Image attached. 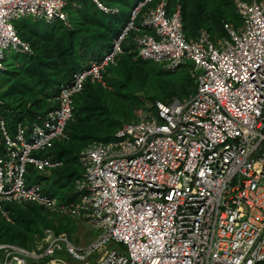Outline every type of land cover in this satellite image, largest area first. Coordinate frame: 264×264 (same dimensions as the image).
<instances>
[{
  "label": "built area",
  "instance_id": "obj_1",
  "mask_svg": "<svg viewBox=\"0 0 264 264\" xmlns=\"http://www.w3.org/2000/svg\"><path fill=\"white\" fill-rule=\"evenodd\" d=\"M74 1L0 0V74L7 51L31 50L14 20L32 16L68 24ZM89 1L105 14L120 13L101 0ZM234 3L242 28L226 23V36L214 41L207 31L187 38L182 3L169 13L170 0H141L111 49L61 87L52 110L14 128L8 116H0L2 218L14 224L10 206L36 205L98 233L80 245L45 228L33 249L1 243L0 264H64L49 262L64 252L76 264L264 262V0ZM131 46L136 57L165 73L182 71L192 61L188 74L196 93L184 101L158 100L124 123L113 141H94L83 149L75 203L59 200L41 183L28 186V165L38 173L63 166L41 153L69 140L75 99L88 83L110 90L105 73ZM111 243L120 248L92 262Z\"/></svg>",
  "mask_w": 264,
  "mask_h": 264
},
{
  "label": "rangeland",
  "instance_id": "obj_2",
  "mask_svg": "<svg viewBox=\"0 0 264 264\" xmlns=\"http://www.w3.org/2000/svg\"><path fill=\"white\" fill-rule=\"evenodd\" d=\"M104 3H108L107 0H101ZM251 0H249L250 2ZM110 3H113L114 6H122V3L119 4L115 2V0H109ZM124 7H129L133 4V0H128L125 2ZM185 6L187 8V13L189 15L188 28L189 36H196L202 31L210 32L213 36L214 41H218L224 35L222 25L220 23H228L231 24L235 29L242 28V23L235 21L232 17H224L219 20V14L221 11L219 10V5H217L216 0H208L207 1V15L210 19V25L206 27H201L199 30H195L193 28H197L196 21L193 18V3L191 0H184ZM128 5V6H127ZM175 9V0H170V8L169 13H172ZM219 10V11H217ZM223 11V9L221 8ZM237 12V11H236ZM90 14L93 13L90 9ZM78 17L75 20L74 25L78 21ZM142 19V18H140ZM14 25L19 29V33L22 35H27L31 42H40L43 36L47 33H50V29L47 27V24L43 21H37L34 17H28L25 19V23L21 20H14ZM73 25V27H74ZM88 23L82 20L81 26L79 29L87 28ZM34 33V35H33ZM91 34H93L91 32ZM33 35V36H32ZM133 40V36L130 38ZM31 50L28 53L24 54H16L14 51L6 52V59L4 61L6 67L8 68L7 74L9 72L20 73L23 69L27 68V62H25L26 57L37 56L38 52L33 49L32 43ZM99 47L104 46V40L100 42H96ZM131 43V42H130ZM74 51L78 56H75L80 62L83 60L85 63V57L80 55L82 49L79 45L75 44ZM40 52V51H39ZM135 53V52H128ZM140 59L136 56H133L132 60L129 63H126L125 59L119 63V65L114 68L112 71V67H109V71L111 73V80L114 83L112 90L108 94L104 93H95L93 95H88L84 98V104L90 107H96L97 109L94 112L85 111L80 115L79 121L77 124L80 126L83 133H88L91 135H96L97 137L107 136L112 134L121 124L126 122H132L141 117L145 112L149 111L151 105L154 104V101L161 100L166 103H171L174 100H189L196 93V86L189 79V70L194 67L192 61L189 62L188 67L183 69L179 73L175 74H167L160 70L159 67L152 64H139ZM68 59L63 57L59 60V64L62 70H64V66L67 64ZM6 75V74H5ZM2 75L0 78V101L2 100L3 95H5V99L9 101V103L14 102V100L18 97L20 98V94H16L14 96L13 90L15 89L14 85L18 84L23 74L15 75L16 77ZM27 79V78H26ZM52 79V78H51ZM32 84V83H30ZM177 86V88H176ZM30 85H28V89L26 91V95H24L23 100H17L16 103L20 105L21 103L28 102V104H32L34 102L37 103V106H43L45 110H47L50 106L54 104V95L51 89L48 90H40L38 86L34 88L31 92L29 89ZM100 87V86H98ZM175 87V89H173ZM32 89V88H31ZM172 89L175 90V95H172ZM172 95V96H171ZM155 99V100H153ZM13 104V103H12ZM56 104V103H55ZM90 114H93L92 120L90 119ZM89 118L86 121V118ZM9 127H14V120L8 116L6 117ZM11 135H13L12 130L9 131ZM61 141H56V146L59 145ZM76 145L82 147L87 143H90L88 139H78L75 141ZM74 143V145H75ZM0 146H2V139L0 136ZM87 147V146H86ZM85 147V148H86ZM82 148L81 150L85 149ZM42 156L52 157L53 150H49L45 153H41ZM61 169L51 170L47 173H38L36 169L28 165L27 166V177L26 184L32 185L35 183H41L44 186V190L49 193H57L58 190H61V183L58 182L59 179V171ZM82 174V169L80 176ZM79 176V178H80ZM70 189L74 192L73 185H69L68 190L63 189L62 191L67 193L68 197L72 195ZM63 194V193H62ZM11 207V206H10ZM9 210L12 209V207ZM27 208V207H26ZM16 216L12 215V219L14 220V224H10L8 222L3 223L0 226V243L8 242L11 239L8 237V233L10 228H15L22 237H19L17 234V241L20 246H24L28 249L34 248L35 239L38 235L42 234L40 230L41 225H43L42 220L48 227H55L56 225L60 226L58 228V234L63 237L69 239V241L74 244L86 245L90 243L97 237V231L94 230L91 226L86 223H81L77 221L75 218H62L58 215L49 216L48 212L44 209L39 210V208L32 209L34 212L30 210H25L23 206H19L15 208ZM24 209V210H23ZM21 210V211H20ZM33 216H32V215ZM33 223L30 220H33ZM46 219V220H44ZM24 225L22 221H25ZM30 221L32 225L27 223ZM21 225L19 227L18 224ZM6 226V227H5ZM17 227V228H16ZM38 232V233H37ZM88 240L90 242H88ZM120 248L117 244L111 243L110 245L104 246L100 252H96L94 257L92 258V262L96 261L100 255L106 250H112ZM50 263L55 262H63L64 264H76L73 262L72 258L69 257L66 252L62 254H58V256L51 258L49 260ZM79 264V263H77Z\"/></svg>",
  "mask_w": 264,
  "mask_h": 264
},
{
  "label": "trees",
  "instance_id": "obj_3",
  "mask_svg": "<svg viewBox=\"0 0 264 264\" xmlns=\"http://www.w3.org/2000/svg\"><path fill=\"white\" fill-rule=\"evenodd\" d=\"M126 1L128 0H115V2L119 4L122 3V6H119L122 10V13L116 17H109L104 14H100L95 10L94 4L84 0L80 1L81 9L76 10L74 12L73 11L69 12V20L71 21L72 25H74L76 18L77 17L79 18L76 24L74 25L73 29L72 30L67 29L62 24L47 25V27L50 29L51 32L43 36L40 42H34V41L31 42L30 38L27 36L28 34L22 35L21 33H19L20 31L17 28L20 37L27 42L28 41L31 42L33 49L35 48V50H37L38 52H36L37 56L35 55L25 58V62H27V68L23 69V71H20V73L9 72L7 74L8 70L2 73V75L6 74L4 77L10 75L12 77H16L15 75L23 74L18 84L14 85L15 86L14 87L15 89L13 90L14 96H16V94L21 95L20 98L17 97L16 99L23 100V97L24 95H26V91L28 89L27 87L28 85H30L29 89L31 90V92L34 90L36 86H38L42 91L51 89L54 95L53 100H55V98L58 96L61 90V87L65 84H68L71 81L74 73L80 71L90 61L100 60L104 55V53L108 52L111 49L113 40L120 34L121 30L128 21L130 10L129 7L127 8L124 7ZM139 1L141 0H133V4L130 6H135ZM207 1L208 0H191V3H193L192 16L195 19L197 25V28H193V29H195L196 31L199 30L201 27H206L210 25L209 23L211 21L209 19V16L207 15ZM216 1L218 2L217 5H219V10L221 11V13L218 16L219 20L223 19L224 17H232L233 19H235V21L242 23L241 16L238 14V12H236L237 9L235 7L234 0H216ZM107 2L108 5L114 6V4L110 3L109 0H107ZM177 2H180L183 5V21H184V30L186 36L189 39L194 38L195 36H189L187 33L189 32V28H188L189 15L187 13V8L185 6L184 0H175V4ZM221 8L223 9V11L221 10ZM90 9L92 10V12H94L93 16L92 14L89 13ZM82 20L88 23V25L87 28L85 27L84 29H79ZM23 23H25V21H23ZM220 24L222 25V29L224 32V35L222 37H224L226 36V31L224 29V25L226 23L223 22ZM91 32L93 34H91ZM101 40H104L105 45L99 47V45L96 42H100ZM75 44L81 47L82 52L80 53V55L85 57L84 60L85 63H83V60H81L80 62L75 57L78 56L74 51ZM128 52H130V49L129 51L128 50L126 51L125 55L120 57L117 66L124 59L126 63H129V61L132 60L133 56H136V53H128ZM63 57H66L68 59L67 64L64 66V70L61 69L60 64L58 63L59 60ZM139 64H152L159 67V69L161 70V67L153 62L142 61L140 59ZM117 66L112 67V71ZM108 69L105 73V76L107 77L109 83L113 87L114 83L111 80L112 79L111 73ZM167 74H175V73H167ZM190 81L192 82L191 79ZM173 89H175V87H173ZM173 89H172V95H175V90ZM112 90H105L101 87H98L97 85L88 83L82 94H80L75 99V104H76L75 114H74L75 119L73 122H71L68 125V134L70 137L69 140L61 141V143H59L58 146H56L55 144V147L52 149L53 150L52 158L55 160L62 161L63 167L59 168L61 170L59 171V179H58V182L61 183L60 186L61 190H58L57 193H52L51 191L49 192H51L53 196L59 198L63 202L73 203L76 202L77 200V196L74 194L72 189H70L72 195L68 197L67 193L62 191V188L68 190L69 185H73L74 187L75 180L80 176L82 168L78 161V155L82 151L81 149L85 148L86 146L88 147L94 141H101L105 143L113 141L115 138L114 135L116 131L123 125L121 124L120 127H118L110 135L97 137L96 135L83 133L80 126L77 124V121H79L80 115L83 112H85L86 110L90 112H94L97 109L96 107H90L84 104V98H86V96L93 95L95 93L108 94ZM4 97L5 95H3L2 98V100H4L3 106H0V116H10L14 120V124L16 122H23L25 125L29 126L31 125L32 122L37 120L38 116L40 115L44 116L55 106V101H54L53 106H50L47 110H45L43 106H37L36 102L30 105L28 104V102H24V104L21 103L20 105H18V103H16L17 102L16 99L14 100V102H12L13 103L12 104L9 103V101L12 100L7 101ZM155 102L156 100L154 101V103ZM89 116L90 119L92 120L93 114H90ZM85 120L88 121L89 118L87 117ZM78 139H88L90 143H87L86 145L79 147L75 143V141ZM11 207H12V209L10 210L11 216L12 215L16 216L14 210H16L15 208L19 206H11ZM23 208H25V210L26 209L30 210L33 214L34 211L32 209L39 207L36 205H27L24 206ZM39 210H42V208H39ZM40 220L42 221L43 225H41L40 230L38 229V232L41 231V228H42L41 232H43L45 228H53L56 232H58V228L60 226L48 227L46 223H44L42 218ZM30 221L33 223L34 219ZM30 221L28 222L27 220V223L32 225ZM5 222H6L5 219H3L2 216L0 215V226H2L3 223ZM25 222L26 220L22 221V224L24 225ZM20 225L21 223L18 224L17 227H19ZM15 230H16L15 228L13 229L10 228L9 232L7 233L9 235L8 237L11 240L3 243H10L20 246L16 238H17V234L19 237H22V235L19 234L20 232H17ZM261 264H264V262Z\"/></svg>",
  "mask_w": 264,
  "mask_h": 264
},
{
  "label": "clouds",
  "instance_id": "obj_4",
  "mask_svg": "<svg viewBox=\"0 0 264 264\" xmlns=\"http://www.w3.org/2000/svg\"><path fill=\"white\" fill-rule=\"evenodd\" d=\"M80 1H83V0H76V1H74V2H72V4H71V7H69V9L67 10V12H68V20H67V23L68 24H65V23H63V22H56V23H46L45 21H43L44 23H46L47 25H54V24H62V25H64L67 29H70V30H72L73 29V25H72V23H71V21L69 20V12L70 11H76V10H80L81 9V6H80ZM84 1H87V2H89V3H92V4H94L93 2H91V1H89V0H84ZM103 2V1H102ZM104 3V2H103ZM104 4H106V3H104ZM95 5V4H94ZM108 7H114V8H117V9H119V11H120V13L118 14V15H116V16H119L121 13H122V10H121V8L119 7V6H112V5H108V4H106ZM131 7V9H129L130 10V13H131V10L133 9V7L134 6H130ZM235 7H236V5H235ZM237 9V8H236ZM95 10L98 12V13H100V14H104V15H106V16H109V17H116V16H111V15H108V14H105L104 12H102V11H100L97 7H96V5H95ZM238 12V11H237ZM25 21V20H24ZM23 22V21H22ZM126 25V24H125ZM117 38V37H116ZM25 41V40H24ZM114 41V40H113ZM27 42V41H26ZM113 43V42H112ZM31 45V44H30ZM32 48V47H31ZM134 47L133 46H131V47H129V49H133ZM128 48H127V50H129ZM16 54H21V53H16ZM105 54V53H104ZM103 57V56H102ZM6 59V58H5ZM5 61V60H4ZM92 61H94V60H92ZM91 62V61H90ZM89 62V63H90ZM5 64V63H4ZM5 67H6V65H5ZM8 68L6 67L5 68V70H3L2 72H1V74H0V78H1V76H2V73L4 72V71H6ZM78 72V71H77ZM75 74V73H74ZM78 161H79V156H78ZM62 162V161H61ZM80 163V162H79ZM80 166H81V164H80ZM63 167V166H62ZM62 167H60V168H62ZM81 168H82V166H81ZM59 169V168H58ZM77 179H79V178H77ZM76 179V180H77ZM76 180H75V182H76ZM74 187H75V183H74ZM74 194L77 196V200H78V195L75 193V188H74ZM59 199V198H58ZM60 200V199H59ZM76 200V201H77ZM75 203V202H74ZM87 224V223H86Z\"/></svg>",
  "mask_w": 264,
  "mask_h": 264
},
{
  "label": "crops",
  "instance_id": "obj_5",
  "mask_svg": "<svg viewBox=\"0 0 264 264\" xmlns=\"http://www.w3.org/2000/svg\"><path fill=\"white\" fill-rule=\"evenodd\" d=\"M93 241V240H92ZM88 242H90L89 240H88Z\"/></svg>",
  "mask_w": 264,
  "mask_h": 264
}]
</instances>
